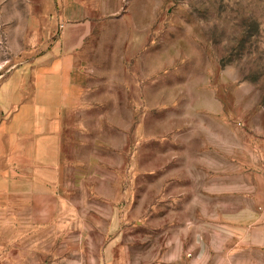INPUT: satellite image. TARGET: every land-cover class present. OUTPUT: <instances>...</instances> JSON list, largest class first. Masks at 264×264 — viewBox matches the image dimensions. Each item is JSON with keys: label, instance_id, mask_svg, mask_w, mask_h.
I'll return each mask as SVG.
<instances>
[{"label": "rangeland", "instance_id": "374dc122", "mask_svg": "<svg viewBox=\"0 0 264 264\" xmlns=\"http://www.w3.org/2000/svg\"><path fill=\"white\" fill-rule=\"evenodd\" d=\"M57 3L0 0V264H264V0H120L36 107Z\"/></svg>", "mask_w": 264, "mask_h": 264}, {"label": "crops", "instance_id": "0c3cea01", "mask_svg": "<svg viewBox=\"0 0 264 264\" xmlns=\"http://www.w3.org/2000/svg\"><path fill=\"white\" fill-rule=\"evenodd\" d=\"M116 4L112 9L111 0H58V34L53 38L51 49L47 52L49 63L40 65L46 73L41 75L36 84L34 106H44L42 101L51 99L55 100L56 107L69 106L64 103L67 99L72 101L73 105L80 104L81 93L78 86L72 88L71 93H67L66 84L70 82L71 77H75L76 70H73L71 60L83 40L93 36L104 18L120 8V0H117ZM52 83L56 91L54 96H50L49 85Z\"/></svg>", "mask_w": 264, "mask_h": 264}, {"label": "built area", "instance_id": "2783aa9c", "mask_svg": "<svg viewBox=\"0 0 264 264\" xmlns=\"http://www.w3.org/2000/svg\"><path fill=\"white\" fill-rule=\"evenodd\" d=\"M263 209H264V202H263Z\"/></svg>", "mask_w": 264, "mask_h": 264}]
</instances>
